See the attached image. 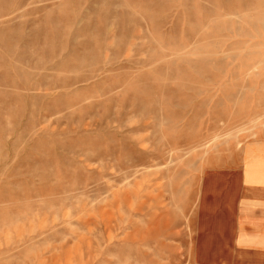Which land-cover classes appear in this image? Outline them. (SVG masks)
I'll list each match as a JSON object with an SVG mask.
<instances>
[{"label": "rangeland", "instance_id": "374dc122", "mask_svg": "<svg viewBox=\"0 0 264 264\" xmlns=\"http://www.w3.org/2000/svg\"><path fill=\"white\" fill-rule=\"evenodd\" d=\"M261 135L264 0H0V264H196Z\"/></svg>", "mask_w": 264, "mask_h": 264}, {"label": "crops", "instance_id": "0c3cea01", "mask_svg": "<svg viewBox=\"0 0 264 264\" xmlns=\"http://www.w3.org/2000/svg\"><path fill=\"white\" fill-rule=\"evenodd\" d=\"M200 179L196 264H264V135Z\"/></svg>", "mask_w": 264, "mask_h": 264}]
</instances>
